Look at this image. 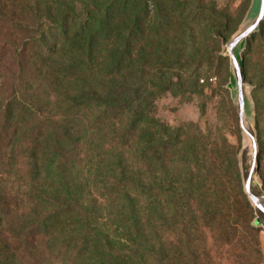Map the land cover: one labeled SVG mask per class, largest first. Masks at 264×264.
<instances>
[{
	"label": "rangeland",
	"instance_id": "1",
	"mask_svg": "<svg viewBox=\"0 0 264 264\" xmlns=\"http://www.w3.org/2000/svg\"><path fill=\"white\" fill-rule=\"evenodd\" d=\"M252 1L0 0V15L12 19L0 21V45L9 38L26 46L27 77L44 121L84 103L77 100L84 82H63L55 73L78 60L79 20H104L106 85L137 97V201L141 219L151 218L153 264H264V229L252 226L239 168L240 119L227 87L226 44ZM60 20L69 23L68 38ZM242 58L264 184V23ZM7 75L0 68V91ZM92 212L116 245L123 241L122 226L105 224L97 206ZM5 213L0 206V264H20L13 262Z\"/></svg>",
	"mask_w": 264,
	"mask_h": 264
},
{
	"label": "trees",
	"instance_id": "2",
	"mask_svg": "<svg viewBox=\"0 0 264 264\" xmlns=\"http://www.w3.org/2000/svg\"><path fill=\"white\" fill-rule=\"evenodd\" d=\"M0 21L12 19L0 15ZM79 21L73 35L78 60L55 74L84 82L77 97L84 103L66 107L56 122L44 121L34 101L26 46L9 38L0 45V68L8 73L0 91V206L13 262L153 264L151 218L141 219L137 201V97L106 85L102 17ZM59 24L67 26L68 38L69 23ZM95 206L106 212L105 224L124 228L118 245L94 218Z\"/></svg>",
	"mask_w": 264,
	"mask_h": 264
},
{
	"label": "water",
	"instance_id": "3",
	"mask_svg": "<svg viewBox=\"0 0 264 264\" xmlns=\"http://www.w3.org/2000/svg\"><path fill=\"white\" fill-rule=\"evenodd\" d=\"M264 23V0H253L249 12L239 29L227 41L226 55L230 59V81L235 112L239 116L242 149L239 168L243 191L254 210L252 226L264 229V184L259 172V147L256 134L254 102L249 96L251 87L245 81L242 52L249 39L260 31Z\"/></svg>",
	"mask_w": 264,
	"mask_h": 264
}]
</instances>
